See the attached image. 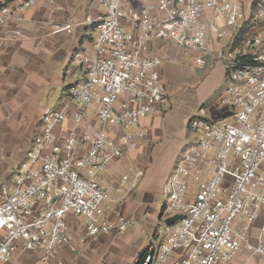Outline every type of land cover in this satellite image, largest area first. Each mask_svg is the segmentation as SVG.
<instances>
[{"label": "built area", "instance_id": "built-area-1", "mask_svg": "<svg viewBox=\"0 0 264 264\" xmlns=\"http://www.w3.org/2000/svg\"><path fill=\"white\" fill-rule=\"evenodd\" d=\"M40 1L0 0V28L22 22ZM97 10L87 18L96 35L92 53L79 60L84 78L40 114L38 131L0 183V262L25 251L48 261L64 245L76 252L135 224L100 174L131 158L142 120L160 114L168 98L153 44L170 40L196 53L200 66L224 35V110L187 121L193 138L163 185L160 221L135 264H229L241 251L264 256V0H97ZM214 14L235 31L216 28ZM58 31L71 32V24H54ZM6 34L20 37L18 29ZM143 172L129 166L119 186L135 187ZM183 211L172 225L162 220ZM68 214L82 218L81 232L71 231Z\"/></svg>", "mask_w": 264, "mask_h": 264}, {"label": "crops", "instance_id": "crops-1", "mask_svg": "<svg viewBox=\"0 0 264 264\" xmlns=\"http://www.w3.org/2000/svg\"><path fill=\"white\" fill-rule=\"evenodd\" d=\"M97 13V0H42L25 12L22 22L10 21L0 28V149L6 157L0 160V183L38 131L40 114L59 105L67 86L84 78L79 60L92 53L96 35L95 24L90 25L87 18ZM66 23L71 24V32H53L54 24ZM7 29H18L20 37L9 38ZM217 39L214 53L205 56L200 67L194 62L196 53L170 40L153 44L162 60L161 77L168 98L160 114L142 120L144 135L137 139L131 158L113 161L100 174L101 185L110 187L118 209L135 224L122 233L89 239L76 252L64 245L48 261L25 251L0 264H135L160 221L163 185L193 138L186 130L187 121L196 114L216 117L224 110L219 97L227 84L226 70L216 51L227 41ZM129 166L142 169L143 175L135 187H120L124 171L119 172ZM67 221L71 231H82L83 221L71 214ZM243 261L264 264V256L241 251L229 264Z\"/></svg>", "mask_w": 264, "mask_h": 264}, {"label": "rangeland", "instance_id": "rangeland-1", "mask_svg": "<svg viewBox=\"0 0 264 264\" xmlns=\"http://www.w3.org/2000/svg\"><path fill=\"white\" fill-rule=\"evenodd\" d=\"M214 18H215V20L216 21H218V17L214 14ZM223 27H225V28H227L228 29V31L230 32V33H233L235 30L233 29V28H229V27H226V25H224V22L222 21V20H219L218 22H217V24H216V28H223ZM253 28H254V26H253ZM228 36L229 35H224V36H222V37H220V38H218L217 39V41L218 42H220V43H225L226 41H227V39H228ZM218 51L219 50H217L216 52L218 53ZM194 65V64H193ZM194 66H196V65H194ZM200 67V66H199ZM187 130V129H186ZM126 170V169H125ZM124 169L123 170H121L120 172H119V174H121L123 171H125ZM58 194H59V192H58V190L57 189H55V191H54V193H53V198H56L57 196H58ZM162 195V194H161ZM163 199H164V196H161V204L163 203ZM159 208H160V205H159ZM76 219H77V221L78 222H82V218L81 217H76ZM66 220H67V217H66ZM68 222V221H67Z\"/></svg>", "mask_w": 264, "mask_h": 264}, {"label": "water", "instance_id": "water-1", "mask_svg": "<svg viewBox=\"0 0 264 264\" xmlns=\"http://www.w3.org/2000/svg\"><path fill=\"white\" fill-rule=\"evenodd\" d=\"M184 214H185V211L177 212V213H174L172 215H168V216L163 217L162 220L165 223V225L169 226V225L174 224L177 220H179L182 216H184Z\"/></svg>", "mask_w": 264, "mask_h": 264}, {"label": "trees", "instance_id": "trees-1", "mask_svg": "<svg viewBox=\"0 0 264 264\" xmlns=\"http://www.w3.org/2000/svg\"><path fill=\"white\" fill-rule=\"evenodd\" d=\"M247 28H248V25L245 24V25L241 28L240 32L238 33V38H240V37L245 33V31L247 30Z\"/></svg>", "mask_w": 264, "mask_h": 264}]
</instances>
